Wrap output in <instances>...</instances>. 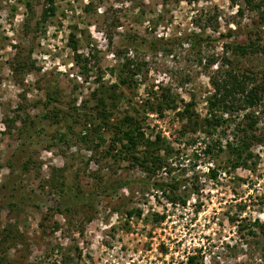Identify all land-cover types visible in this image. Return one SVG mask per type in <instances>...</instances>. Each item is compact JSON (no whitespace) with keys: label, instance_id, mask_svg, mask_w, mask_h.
I'll use <instances>...</instances> for the list:
<instances>
[{"label":"rangeland","instance_id":"1","mask_svg":"<svg viewBox=\"0 0 264 264\" xmlns=\"http://www.w3.org/2000/svg\"><path fill=\"white\" fill-rule=\"evenodd\" d=\"M45 1L0 0V184L13 151L19 160L30 155L22 179L15 178L23 189L0 188L4 261L187 264V256L194 255V264H264V237L248 231L254 220L264 221V106L223 114L227 122L210 136L198 129L179 134L187 124L178 114L191 101L199 120L207 115L209 77L220 70L222 55L239 71H264L261 52L243 57L222 52L224 44L248 39L264 45V15L260 19L243 0H52L54 13L44 21ZM227 30H232L229 36ZM191 33L210 39L193 50L187 41L123 48L133 36L149 41ZM19 61L26 65L16 71ZM46 90L56 93V101L44 108ZM163 93L175 100L169 107L161 103L159 111L155 105ZM248 111L257 120L255 138L248 139L247 167L231 169L225 151L203 152L211 142L232 141L239 132L236 124L246 125ZM41 113L46 117L40 144L34 140L18 152L19 120ZM124 114L138 120L145 136L159 133L168 146L162 168L151 177L104 153L111 127ZM159 152L163 155L165 147ZM57 168L67 182L77 179L83 191L92 190L91 198L69 211L57 207L50 183ZM123 180L129 182L108 196L96 189ZM171 180L178 182L183 205L170 203L150 184ZM9 201L16 206L10 209ZM134 210L139 213L127 214ZM154 214L163 218L155 221ZM8 230L16 238L6 247L1 235Z\"/></svg>","mask_w":264,"mask_h":264},{"label":"trees","instance_id":"2","mask_svg":"<svg viewBox=\"0 0 264 264\" xmlns=\"http://www.w3.org/2000/svg\"><path fill=\"white\" fill-rule=\"evenodd\" d=\"M45 2L46 3L42 6L40 12V18L44 21L48 16L53 15L54 13L52 0H46ZM243 2L249 10L256 11L257 13L259 12V18L262 19L264 12H261V10L264 8V0H243ZM236 11L241 13V8L237 7ZM263 22L264 21L260 23ZM230 33H232V30L226 31L227 36H229ZM209 39L210 38L206 36L203 38H196V35L192 33L173 39H151L149 41L133 36L127 40L130 42H128V45L125 44L123 48L125 51L128 46H131L134 50H137L146 44L150 48H158L161 47L162 44L169 45L173 42L182 44L183 41H187L188 49L193 50L201 43H208ZM74 43L75 41L71 43L72 48L75 47ZM225 49L228 50L231 56L238 57H243L248 53L254 52H261L264 54V45L250 39H248L247 43L224 44L222 50L223 53H226ZM80 59H83L85 62V58L83 56H81ZM221 59V64L219 66L220 70L217 69L213 75L209 77L212 92L205 97L207 115L199 120L198 114L191 109L192 102H185L182 106L181 112H178V114L180 117H184L186 119L185 123L187 124V129L185 128L186 126L183 125L182 129L179 130V134L182 135L186 131L196 132L198 129L207 136H210L212 130L214 131L216 128L221 127L225 124V122H227V120L223 118V114H231L248 108L250 109L257 106H264V71H260L258 74L249 69L239 71L232 66V59H230L229 56L222 55ZM207 61L212 63L214 60L209 59ZM23 63L24 61L17 62L14 69L17 71L19 68H23V66H21ZM86 63L82 65L83 68L86 67ZM129 64V61L124 62V69H128ZM23 65H26V62ZM223 65H226L225 69H223ZM174 100V96H169L163 93L160 95V98L155 105V109L160 111L162 108L161 103H163L165 107H169L174 103ZM54 101H56V93H54V91L52 92L46 90L44 93V101L41 105H44V108H46L48 104L53 103ZM98 101L101 102L102 99L98 98ZM106 115L107 114L102 112L100 115V124L105 123V118L107 117ZM243 116L247 118V121L245 122L246 125L239 127L240 124H236V129L239 132H236V134L233 133L234 138H231L233 139L232 141L226 140L224 145H222L223 148L219 142H211V144H207L206 148L203 149L204 153L215 152L216 155L221 151H225L227 153L226 161L229 162L231 169L237 167H247V160L252 158L250 152L248 151V139L255 138L252 135V128H254V125L256 124L257 116L256 114H253L252 111L245 112ZM45 117L46 114L41 113L39 115L36 114L34 119L26 121L25 119L19 120L22 124L23 130L21 133H17L19 142L16 150H18V152L24 150L25 146L30 145V143L34 140L37 144H40L41 136L45 134V127L43 124ZM36 122L39 123V125ZM141 127L142 126L139 124L137 119L131 115L124 114L118 122L113 124L111 127V129H113L112 138L109 140L110 142L108 143L107 149L104 153L112 156L114 160L120 157L126 159L128 161V165L137 166L144 171L148 177H151L155 172L162 168V164L164 163L166 155L169 153V149H166L168 146L165 145L164 139L159 135V133H155L152 135V138H150V136H145ZM237 133H240V135ZM99 140L102 141V138L99 137ZM116 143L118 146H115ZM161 146L165 147V153L163 155L159 152ZM16 154L17 151L12 152V160L16 162L14 163L11 159L7 162L9 172L7 173V176H5L4 181L0 184V188L8 189L9 191H18L23 189L21 185L18 186L15 183V178L22 179L20 175H22V172L27 169V162L30 159V155L28 154L25 159L22 158V160H19V156ZM208 172L210 176L215 177V169L209 168ZM128 182V180H123L121 182H113L108 185L103 183L97 186L96 189L97 191L99 190L100 193H103V195L108 196L110 193H114L117 188L126 185ZM50 183L53 190L57 192V198L59 200L57 207L62 206L64 211L71 210L76 203L84 202L87 199L89 200L94 193L89 189L88 191H83V187L77 179H75L74 182H67L60 168L53 170ZM150 184L157 187V189L160 190V193L164 195L170 203L178 202L182 205L184 204L183 198L176 192L178 188V182L176 180H171L169 182L151 181ZM21 198H23L24 201L27 200L24 197ZM6 206L12 209V207L16 206V204L14 201H9L6 203ZM57 207L55 206V210H62ZM135 212L138 214L139 210L127 211V214L130 215ZM152 218L156 221L157 219L163 218V215L154 214ZM250 225L251 226L248 231L252 236L255 235V230H257L259 234L264 237V221L258 222L257 220H254ZM1 236L2 241L6 242V247L12 244L13 240L16 238L9 230L6 231V233H2ZM0 250L3 251V248ZM261 253L264 260V245L261 246ZM4 258L5 257H3V255H0V264H7V262L4 261ZM194 259V255L187 256L186 263L194 264Z\"/></svg>","mask_w":264,"mask_h":264}]
</instances>
